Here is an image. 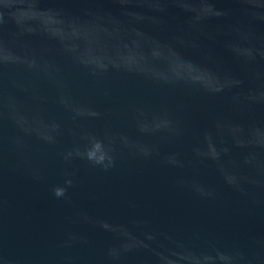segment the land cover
Masks as SVG:
<instances>
[{
  "label": "water",
  "instance_id": "1",
  "mask_svg": "<svg viewBox=\"0 0 264 264\" xmlns=\"http://www.w3.org/2000/svg\"><path fill=\"white\" fill-rule=\"evenodd\" d=\"M0 61V264H264V0H0Z\"/></svg>",
  "mask_w": 264,
  "mask_h": 264
},
{
  "label": "clouds",
  "instance_id": "2",
  "mask_svg": "<svg viewBox=\"0 0 264 264\" xmlns=\"http://www.w3.org/2000/svg\"><path fill=\"white\" fill-rule=\"evenodd\" d=\"M2 62V61H0ZM156 130H165L168 132L169 138L172 140L178 139L183 132V126L181 122L174 121L171 119L163 121L162 125L156 124ZM45 139L51 140V137H45ZM81 158L85 159L91 166L102 168L107 171L109 168L115 166V160L110 155L108 149L105 147L103 141L93 139L90 146L87 147L83 152L77 151L76 153ZM69 156L71 153L68 154ZM67 158V157H66ZM168 163H176L175 157L169 158ZM72 181L66 180L65 185L71 186ZM52 194L57 199L66 197L67 187L63 185H57L52 189ZM237 264H247L245 258H237Z\"/></svg>",
  "mask_w": 264,
  "mask_h": 264
}]
</instances>
